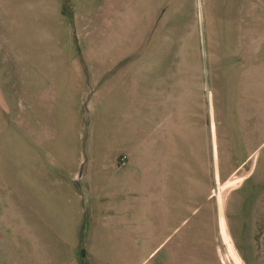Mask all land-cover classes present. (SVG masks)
<instances>
[{
  "label": "rangeland",
  "instance_id": "374dc122",
  "mask_svg": "<svg viewBox=\"0 0 264 264\" xmlns=\"http://www.w3.org/2000/svg\"><path fill=\"white\" fill-rule=\"evenodd\" d=\"M109 1L113 36L106 54L93 45L98 25L85 16L94 0L54 2L50 18L48 6L26 13L21 2L0 1L6 185L19 190L20 200L31 193L40 232L59 238L65 251L82 249L83 264H264V24L256 49L238 50L233 33L241 29L231 4L211 1L212 20L202 14L204 0H196L199 31L191 35L188 20L165 18L166 3L160 12L152 0ZM142 58V119L152 155L164 160L162 171L170 169L167 134L152 130L176 111L180 90L194 93V101L178 102L189 114L174 113L181 125L177 134L173 129V178L152 179L157 197L139 193L145 179L99 171L112 160L116 171L127 165L123 139L135 108L127 62ZM104 59L110 63L101 67ZM129 69L133 75L140 68ZM154 108L156 121L148 113ZM42 175L48 189L38 183ZM157 204L173 206L172 213Z\"/></svg>",
  "mask_w": 264,
  "mask_h": 264
},
{
  "label": "crops",
  "instance_id": "0c3cea01",
  "mask_svg": "<svg viewBox=\"0 0 264 264\" xmlns=\"http://www.w3.org/2000/svg\"><path fill=\"white\" fill-rule=\"evenodd\" d=\"M0 1H10V2H21L25 4V6L21 7L23 10H26V13H38L40 14L39 9L42 6H48L50 13L51 4L54 2H58L59 0H0ZM100 4H95L99 3ZM94 0V6L90 7V13H87L85 16L90 17L92 20V23L96 28L99 29V31H95L94 34L96 35V42L94 41V46L99 52L106 54L105 52H108L109 50L112 51L109 42V38L113 36L111 29L109 28V23L111 20L110 14H112L111 10V2L109 0ZM214 2L215 0H204L206 3L204 8L202 9V14L205 17L207 15V18L214 19V8L213 5L210 2ZM222 2L221 4H231L232 7H234V13L237 14V24H239L240 31L234 30L233 35L235 38V43L239 45L238 50H242L243 48L247 46L243 45H251V51L256 49L254 48V45H259V31L257 28H259L260 25L264 24V0H219ZM152 3L154 6L158 7L160 5V12H162L164 6L163 3H166L167 9L165 18L174 19L177 21V24H185V22L189 21L190 31L189 33L192 35L198 34V28L196 26L195 20L199 18V12L196 9V0H152ZM36 4V5H35ZM217 4V3H215ZM38 9V10H37ZM157 11V9L155 10ZM45 11V15H46ZM161 14V13H160ZM160 14L157 12L155 17L160 16ZM57 17V15H53ZM51 15L49 14L48 18H50ZM94 29V28H93ZM38 30V29H37ZM41 31V30H38ZM45 32L42 31V34ZM38 34V33H34ZM141 34V33H140ZM237 40V42H236ZM249 41V42H248ZM109 44V45H108ZM100 46V47H99ZM237 48H234L236 50ZM138 61V62H137ZM174 64H178L177 60L173 61ZM110 61L108 60H101V63L99 65L102 66V64H108ZM125 63V62H124ZM126 64V63H125ZM128 65V73L126 75L129 76V78L132 80V87L130 88L129 95L134 100V110L132 111L133 121H132V127L129 128L127 132L124 134L123 139V145L125 147V151L128 152V158H127V165L123 170H115V164L113 160L111 161V165L106 167V169H103V166L100 167L99 171L100 174H106L107 176H115L118 174H123L127 176L128 178H140L145 179L143 188L139 189V193L142 194V196L147 197L148 194H151L155 197L159 195L156 183L153 184L152 179H159L162 178L171 179L173 178V158L176 155L177 151V138L173 136V129L176 131L177 129L180 130V123L177 119L173 118L175 114L178 113V108L189 114L188 109H185V106H180L178 102L184 101V99L189 98L194 101V93L189 92L188 90L182 89L180 90V99L179 96H177V102H176V111H170V119L167 116V119L159 120L154 126V129L152 132H156L158 134H161V136L164 137V135L167 134L165 138V142L163 145V149L165 150V157L168 160V165L170 166V169L168 168V172L164 168L162 163H164V160L154 157L152 155V139L150 138L151 132L145 130V122L144 119H142V112H141V84L142 81L145 82V76H143V68L146 66L145 59H139V60H130L127 62ZM129 67L133 68H140L138 69V74H129L130 69ZM106 82V81H105ZM106 96L108 93L105 94ZM9 99V98H7ZM5 99V100H7ZM12 98L10 97V100ZM179 99V100H178ZM6 102V101H5ZM41 109H38L40 111ZM156 108L149 109L148 113L151 117L154 118V120H157V115L155 114ZM175 113V114H174ZM195 109L192 108L191 113V126L188 129V133L186 135V138L188 139L189 134H191V129L193 128L195 124ZM80 116V113H77ZM189 122V118H187V123ZM27 123V119L25 121ZM167 124V129H163L165 125ZM11 126L15 127L16 129H20L16 124L10 123ZM25 128L21 127V131H23ZM177 136V135H175ZM35 138L33 137L32 141ZM163 139V138H162ZM42 140H38L36 142V147H40L42 144ZM156 147H158V153H160V145L158 138H155ZM39 149V148H38ZM162 149V150H163ZM208 159L210 158V151L207 153ZM104 160L101 157L100 163H102ZM210 162V159H209ZM99 174V173H98ZM97 174V175H98ZM80 178V175L76 178V181H78ZM38 183H43L44 189H48L49 185L47 184V181L44 178V175L37 177ZM8 181V178L3 173H0V264H83L81 260H83V256L86 257V254L82 249H80V252L75 253L72 250V247H68L69 251H65L63 247H61L60 243L62 241L59 238H54L52 236H48L45 233L42 234L40 232V227L43 225H40V221L38 219V222H36L35 219V204L34 199L31 197V193L27 194V197L22 200H20L18 197L14 195H18L20 192L18 189H14L12 187H9L6 185V182ZM5 186V187H4ZM61 190V189H59ZM152 192V193H151ZM161 192V191H160ZM203 194V193H202ZM70 200V199H69ZM80 205H79V213H83V210L81 209L82 204V196L79 195L78 199ZM25 204L26 203V215L21 216L20 211L23 210L24 205L22 206V209H20L19 204ZM71 202H68L70 204ZM153 204H150V206ZM155 206V205H154ZM156 208L160 210H164L167 207L161 206V204H157L155 206ZM173 208V206H171ZM169 206L167 209L170 210L172 213L173 209H171ZM168 211V210H167ZM170 213V215H171ZM168 218V216H167ZM172 219V217H171ZM37 224V225H36ZM83 226V222H82ZM25 227V233H18L20 228L23 230ZM45 232V231H44ZM84 253V254H83ZM88 258V257H86Z\"/></svg>",
  "mask_w": 264,
  "mask_h": 264
}]
</instances>
